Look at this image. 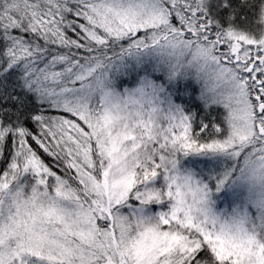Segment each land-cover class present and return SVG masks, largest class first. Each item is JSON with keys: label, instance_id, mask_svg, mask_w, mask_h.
Listing matches in <instances>:
<instances>
[{"label": "snow or ice", "instance_id": "snow-or-ice-1", "mask_svg": "<svg viewBox=\"0 0 264 264\" xmlns=\"http://www.w3.org/2000/svg\"><path fill=\"white\" fill-rule=\"evenodd\" d=\"M0 264H264V0H0Z\"/></svg>", "mask_w": 264, "mask_h": 264}]
</instances>
